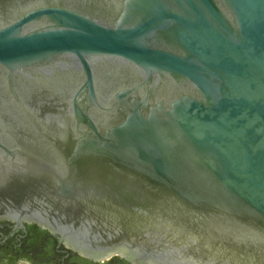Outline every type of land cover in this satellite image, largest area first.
<instances>
[{
	"label": "water",
	"instance_id": "obj_1",
	"mask_svg": "<svg viewBox=\"0 0 264 264\" xmlns=\"http://www.w3.org/2000/svg\"><path fill=\"white\" fill-rule=\"evenodd\" d=\"M84 259L264 264V0H0V220Z\"/></svg>",
	"mask_w": 264,
	"mask_h": 264
},
{
	"label": "flooded vegetation",
	"instance_id": "obj_2",
	"mask_svg": "<svg viewBox=\"0 0 264 264\" xmlns=\"http://www.w3.org/2000/svg\"><path fill=\"white\" fill-rule=\"evenodd\" d=\"M126 264L114 257L102 262L84 259L76 252L58 245L48 231L25 221L22 226L0 220V264Z\"/></svg>",
	"mask_w": 264,
	"mask_h": 264
},
{
	"label": "rangeland",
	"instance_id": "obj_3",
	"mask_svg": "<svg viewBox=\"0 0 264 264\" xmlns=\"http://www.w3.org/2000/svg\"><path fill=\"white\" fill-rule=\"evenodd\" d=\"M17 264H33V263H30V262L25 261V262H19Z\"/></svg>",
	"mask_w": 264,
	"mask_h": 264
}]
</instances>
